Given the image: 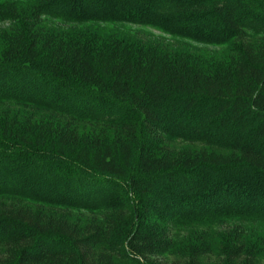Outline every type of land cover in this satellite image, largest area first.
Here are the masks:
<instances>
[{
	"label": "trees",
	"instance_id": "1",
	"mask_svg": "<svg viewBox=\"0 0 264 264\" xmlns=\"http://www.w3.org/2000/svg\"><path fill=\"white\" fill-rule=\"evenodd\" d=\"M0 264H264V0H0Z\"/></svg>",
	"mask_w": 264,
	"mask_h": 264
},
{
	"label": "rangeland",
	"instance_id": "2",
	"mask_svg": "<svg viewBox=\"0 0 264 264\" xmlns=\"http://www.w3.org/2000/svg\"><path fill=\"white\" fill-rule=\"evenodd\" d=\"M133 29L139 31V33L142 34V35H144V34H148V32H150V33L152 32V33H154V34L157 35V33H156L155 31H150V30H148V29L138 28V27H133ZM147 31H148V32H147Z\"/></svg>",
	"mask_w": 264,
	"mask_h": 264
}]
</instances>
